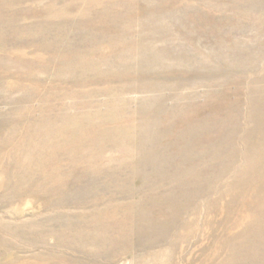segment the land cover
Instances as JSON below:
<instances>
[{
	"label": "rangeland",
	"instance_id": "1",
	"mask_svg": "<svg viewBox=\"0 0 264 264\" xmlns=\"http://www.w3.org/2000/svg\"><path fill=\"white\" fill-rule=\"evenodd\" d=\"M0 264H264V0H0Z\"/></svg>",
	"mask_w": 264,
	"mask_h": 264
}]
</instances>
